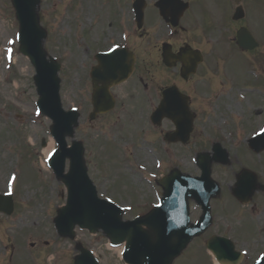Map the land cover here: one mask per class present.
<instances>
[{
  "label": "rangeland",
  "instance_id": "obj_1",
  "mask_svg": "<svg viewBox=\"0 0 264 264\" xmlns=\"http://www.w3.org/2000/svg\"><path fill=\"white\" fill-rule=\"evenodd\" d=\"M123 1L124 0H121V2ZM201 1L205 2V5L199 6L195 4V11L210 9L215 0ZM246 1L247 0H242L243 5ZM262 1L264 0H258L254 3V12L258 20L262 21L261 27L257 32L259 34L264 32V2ZM118 2L119 0H103L102 7L99 10L100 15L107 19L106 15L108 13V8L111 7L112 4ZM10 4V0H0V191L2 192L6 189V181L9 177L7 173H3L13 167L15 172L19 175L17 178L19 181L16 184V194L18 197L16 196L13 199L16 204H23L30 198L38 200L44 197L48 199L54 208H58L65 202L66 191L53 171L41 163L44 156V147L41 141L44 139L46 146L53 138L48 133V127L51 124L50 120L42 115L37 119L32 116V111L35 106L34 102L37 99L32 82V76L34 74L33 67L28 59L18 52L16 49L17 46H15L14 61H16V63L14 70L13 66L9 69L5 68V62L2 57L3 47L6 45L8 34L9 36H14L16 33L13 27L8 25V20L12 22V20L9 19L10 16L13 17V9ZM97 6L98 2L96 1L93 7ZM96 13L97 10L94 15H96ZM223 13L224 11L221 10V7H211L207 13L199 12L197 18L203 23L205 16L210 15L212 18L211 21H213L219 29L225 27V29H223L224 31L220 30L216 34L210 31H204L196 21L192 23L191 27L184 24L187 27V31L182 35L188 36L192 34L193 30H198L199 35L195 39H197L198 45L203 47L207 53L216 43L208 39L209 35H225L226 39H229L236 45L234 42L235 25L230 23L226 26L225 20L222 23L219 21V19L223 17ZM79 14L78 0H40L37 10L39 23L47 31V37L43 42L44 48L46 52L50 56L56 58L57 62L62 66L59 71V77L61 79L60 95L63 107L69 109L72 105L77 106L81 112L80 106L84 96L82 81L84 85L86 79L83 65L86 66L87 64L91 47L86 48V39H81V41H79L78 35L82 28V21ZM85 16L86 10L84 12V17ZM97 20L98 18L95 17V22ZM84 22L86 21L84 20ZM245 22L248 24L247 18ZM15 23L17 25L16 20ZM83 28H86V26L83 25ZM147 29L151 41H155L154 36L157 37L158 33L155 23L150 24ZM116 31V27L112 26L106 29H99L96 34L100 36V40H102L104 37L106 38L111 34H116ZM195 39L192 40L194 43H196ZM15 40L16 38L14 37L12 42ZM100 42L102 43V41ZM100 44L98 46H100ZM101 47H104V45L102 46L101 44ZM229 48L234 50V45L229 46ZM237 56L236 54L235 57H231V60L222 66V70L228 73L229 78H237L242 74V81L248 86L252 84L253 81L249 68L251 63L238 59ZM255 59L257 67L261 69L263 67L261 59L259 57H255ZM220 81L221 80H216L215 82L209 81L204 86V92L209 94L207 98H202L200 95L197 97L194 96L196 105H198V101H206V104L203 105L205 110L204 107L199 108V112H202V116L199 117L198 127L194 129L192 143L199 144L205 142L207 135L203 133L207 132L210 134L208 119L211 118L212 115H217L212 111V108L218 105L213 103V101L218 102L220 100L217 96L212 98L213 95H210V93L217 92L218 82ZM229 89V86H220L218 92ZM257 90L262 91L263 87H257ZM120 100L122 101L123 99ZM259 108L262 109V111L259 113L260 115L258 117L256 115L251 117V124L262 119L264 101H261ZM122 113L123 111L118 106L111 115L101 116L96 122L90 124L85 123L84 118L83 121L81 120V113L80 120L82 124L76 128L75 138L79 139V136L85 138L87 147L85 156L87 157L88 173L90 178L95 182L99 195L110 198L113 197L122 205H130L131 210L125 214V217H132L134 215L143 214L152 208L151 206L156 202L161 192L160 188L156 185V180L167 174L173 168L176 154H185L189 152V150H187L188 147H169L164 161L162 157H160L158 151L154 156L151 150H141L140 153L145 159H141L137 167L133 168V170L125 171L120 167L114 170L116 175L105 173L108 168L113 170L118 165L122 166L118 161L119 152L123 151L126 147L117 144L119 137L117 133L118 127L126 120V117H124ZM114 119H117L116 126L112 124ZM142 122L143 118L141 116V123ZM4 123H7L6 127L3 126ZM200 123L204 126V132H201L199 129ZM13 126L16 132L15 134L13 130L9 129ZM126 134L127 132L123 135L120 133V137H124ZM154 135L155 132L150 133L149 137L154 138ZM137 136L139 138L140 135L138 134ZM105 137H109L110 139L107 148L100 146L103 145L102 139ZM126 138L130 139V134ZM113 141L115 143H113ZM110 142L114 145L111 146ZM53 146H56V142ZM105 148L108 150L104 152V157L107 160H98L97 157L94 156V153H98V151L101 153L102 149ZM233 151L235 152V150ZM233 151L230 152V164L232 168L236 169L238 163ZM237 151L238 158H240L241 153H245L243 149ZM110 152L114 153L115 158L110 157ZM13 156L15 157L13 158ZM259 156L260 154H255L253 155V159H257L258 166L264 169V159L260 162ZM157 159L161 161L159 167L154 166L155 160ZM12 160H15L14 163ZM110 161L112 163L111 167H109ZM101 165H103V167H101ZM138 165H142L143 168H139ZM214 167L215 177L220 182L225 183L229 167H221L220 165H214ZM103 177L105 182L103 181ZM151 177L153 178L151 179ZM114 180L118 181L115 183ZM127 186L133 190V195ZM225 190L226 189L223 188L221 194L213 200L215 211L220 214L222 210H226L228 213L239 212L240 209L235 207L234 204L228 205L224 203ZM44 205L45 203L42 202L32 203V207L17 204L16 211H13L14 213L12 212L9 216H0V264H35V261L41 262V264L71 263L73 253L71 248H69V242L62 239L55 240L51 238V230L49 223H47V220L49 221V215L46 219L45 211H43ZM49 214L51 215L50 211ZM234 224L247 225L244 221ZM213 231L214 228L210 227L204 236L200 237L199 240L197 239L188 256H182L177 264H209L205 254L201 250L200 244L203 238H207ZM54 234L56 236L55 231ZM76 235L78 241L81 242L80 245L89 246V248L96 251L97 255L100 257L101 264H123L116 254L117 250H108L106 248V244L104 243L105 239L102 235L99 234L96 237H87L86 232L79 230ZM52 237H54V235ZM31 242L34 243V247L29 249L28 243ZM248 245L250 250L253 251L262 248L257 242H251ZM10 246L12 250L9 255H7L5 251H8ZM25 246H27V252L29 253L23 251ZM63 247L66 253L62 252ZM51 253L57 254L54 257ZM47 254H49L48 257Z\"/></svg>",
  "mask_w": 264,
  "mask_h": 264
},
{
  "label": "water",
  "instance_id": "obj_2",
  "mask_svg": "<svg viewBox=\"0 0 264 264\" xmlns=\"http://www.w3.org/2000/svg\"><path fill=\"white\" fill-rule=\"evenodd\" d=\"M25 37L27 38V40L29 41V40H31V38H32V36L30 35V36H28V33H27V35H25ZM105 101H106V98H105ZM72 176V178L74 179V181H78L79 180V175H77V172L76 171H74V173H73V175H71ZM83 205V204H82ZM85 207H87V206H85ZM122 231H124V230H122ZM131 231H132V235H133V237H134V239H132V241H131V247L134 249L133 251H134V254H133V256H134V258L136 259V260H140V257L138 256V254L137 253H140V252H143V253H145L146 254V250H145V248L147 247V241H146V239L145 238H143L141 235H140V232L135 228V227H133V229L131 228ZM142 238H141V237ZM139 243L138 245L136 244V243ZM166 253L167 254H169V251H166Z\"/></svg>",
  "mask_w": 264,
  "mask_h": 264
},
{
  "label": "bare ground",
  "instance_id": "obj_3",
  "mask_svg": "<svg viewBox=\"0 0 264 264\" xmlns=\"http://www.w3.org/2000/svg\"><path fill=\"white\" fill-rule=\"evenodd\" d=\"M53 148V143L50 141L45 147H44V154H48V152Z\"/></svg>",
  "mask_w": 264,
  "mask_h": 264
},
{
  "label": "flooded vegetation",
  "instance_id": "obj_4",
  "mask_svg": "<svg viewBox=\"0 0 264 264\" xmlns=\"http://www.w3.org/2000/svg\"><path fill=\"white\" fill-rule=\"evenodd\" d=\"M243 261H245V259Z\"/></svg>",
  "mask_w": 264,
  "mask_h": 264
}]
</instances>
